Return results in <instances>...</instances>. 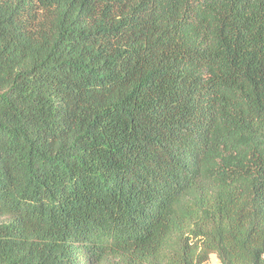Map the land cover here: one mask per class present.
<instances>
[{"label": "trees", "instance_id": "16d2710c", "mask_svg": "<svg viewBox=\"0 0 264 264\" xmlns=\"http://www.w3.org/2000/svg\"><path fill=\"white\" fill-rule=\"evenodd\" d=\"M264 264V0H0V264Z\"/></svg>", "mask_w": 264, "mask_h": 264}, {"label": "rangeland", "instance_id": "374dc122", "mask_svg": "<svg viewBox=\"0 0 264 264\" xmlns=\"http://www.w3.org/2000/svg\"><path fill=\"white\" fill-rule=\"evenodd\" d=\"M208 264H219V263L214 255H210Z\"/></svg>", "mask_w": 264, "mask_h": 264}]
</instances>
